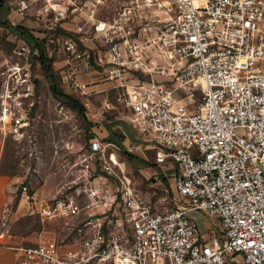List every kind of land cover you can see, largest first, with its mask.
Listing matches in <instances>:
<instances>
[{
  "label": "built area",
  "instance_id": "obj_1",
  "mask_svg": "<svg viewBox=\"0 0 264 264\" xmlns=\"http://www.w3.org/2000/svg\"><path fill=\"white\" fill-rule=\"evenodd\" d=\"M8 2L55 41L67 90L116 87L172 167L171 191L153 198L119 144L94 135L45 191L21 181L4 203L2 226L21 200L56 224L10 242L15 264H264V0H114L109 13L106 0ZM31 51L19 38L1 61L0 154L6 134L34 129Z\"/></svg>",
  "mask_w": 264,
  "mask_h": 264
},
{
  "label": "rangeland",
  "instance_id": "obj_2",
  "mask_svg": "<svg viewBox=\"0 0 264 264\" xmlns=\"http://www.w3.org/2000/svg\"><path fill=\"white\" fill-rule=\"evenodd\" d=\"M113 9L114 0H106L102 12L109 13ZM8 16L15 19L11 7ZM19 38L23 37L9 27L0 24V63ZM55 44V41L46 37V47L53 57V66L58 73L59 83L65 91H68L60 73L64 55L58 52L56 47L54 48ZM29 58L35 78V96L31 110L34 115V129L30 130L29 134L25 133L22 138L17 139L11 134L3 137V149L0 154V180L3 183L4 199L1 208L6 201H12L14 204L17 202L16 193H19V190L16 189V185H19L21 181H28L30 189H33L36 186L43 187L41 184H44L47 175L53 176L47 178L48 185L59 179L62 175L58 168L60 157L78 156V152L89 144L94 135L104 138L108 134L106 123H112L113 129L126 133V136L121 138L123 147L116 148L117 155L126 159V166L135 185L141 190H148L153 198L171 191L168 178L172 172L171 162L155 161L154 139L133 123L131 111L117 97L116 87L111 86L109 82H99L98 85H94L98 82L96 81L91 83L92 85L88 86L85 91H70L83 101L85 111L81 112L53 94L49 80L34 51H31ZM2 67L1 63L0 68ZM89 120L96 122L98 126L90 125ZM2 136L0 135V140ZM124 150H131L147 158L148 162L134 161ZM161 171L168 175L167 180L162 177ZM156 172L157 177H155ZM169 203L167 199L163 200V204ZM193 215L204 228L213 224V216L206 212L194 210ZM2 224L0 217V226ZM53 224L56 225L47 220L43 222L37 215L25 213L14 219L10 226H5L0 237L10 235L15 238L19 235L18 240L27 241L29 236L37 235L43 227L53 226Z\"/></svg>",
  "mask_w": 264,
  "mask_h": 264
},
{
  "label": "trees",
  "instance_id": "obj_3",
  "mask_svg": "<svg viewBox=\"0 0 264 264\" xmlns=\"http://www.w3.org/2000/svg\"><path fill=\"white\" fill-rule=\"evenodd\" d=\"M10 4L8 0H0V24H3L10 29L16 31L19 35L25 38L32 46L34 54L38 58L41 63V66L49 80L51 90L55 96L66 101L71 106L75 107L77 110L84 112L85 105L83 101L75 95L73 92L65 91L61 84L59 83L58 73L55 71L53 66V57L48 53L46 47V36L42 35V33L32 27H29L25 23L20 20H14L10 16H8V12L10 10ZM89 124L98 126L96 122L89 120ZM108 128V134L104 137L105 139L116 141L120 147H123V143L121 142V138L126 136L124 131L113 129L112 123H106ZM102 131V130H101ZM126 151L128 157L134 161H147L148 159L138 155L137 153L131 150ZM162 177L167 180V175L161 171ZM19 193H16V199L18 198Z\"/></svg>",
  "mask_w": 264,
  "mask_h": 264
},
{
  "label": "crops",
  "instance_id": "obj_4",
  "mask_svg": "<svg viewBox=\"0 0 264 264\" xmlns=\"http://www.w3.org/2000/svg\"><path fill=\"white\" fill-rule=\"evenodd\" d=\"M15 14V13H14ZM16 19H19L20 21H22L23 23H25L26 25H28L29 27L32 25V20L28 17H26L25 19L21 18L20 16H18L16 14ZM69 24V23H68ZM99 82L94 83V85H98ZM103 83V82H102ZM92 85V84H90ZM89 85V86H90ZM108 86V85H105ZM48 188V184H44L42 187V190L45 191ZM3 183L0 180V208H1V204L2 201L4 199L3 197ZM13 194V193H12ZM11 194V196L13 197V195ZM11 197V198H12ZM7 202V201H6ZM5 203V202H4ZM26 205L27 203L23 202V200H21V203L18 204V206L16 207V211L14 213V218L11 220L10 225L12 223V221L14 219H16L17 217L25 214V212L27 211L26 209ZM5 226H0V234L2 232V230L4 229ZM44 231L48 230V232L53 233L55 231V226H49V227H44L42 228ZM39 230V232L42 231ZM38 235V234H37ZM37 235H33V236H29V240L34 239ZM19 239V235L18 237L12 238L10 237V235H6L5 237H0V264H15V257L13 254V250L12 247L9 245L10 242L16 241Z\"/></svg>",
  "mask_w": 264,
  "mask_h": 264
}]
</instances>
